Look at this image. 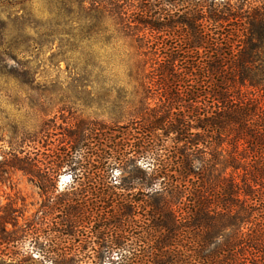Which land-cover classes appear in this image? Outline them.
<instances>
[{"label":"trees","instance_id":"16d2710c","mask_svg":"<svg viewBox=\"0 0 264 264\" xmlns=\"http://www.w3.org/2000/svg\"><path fill=\"white\" fill-rule=\"evenodd\" d=\"M235 1H50L87 38L82 49L129 52L123 76L89 75L93 89L155 87L182 113L162 103L146 111L149 97L135 108L106 101L103 115L121 131L82 122L54 141L43 106L31 107V126L13 115L0 136V178L20 174L46 205L22 227L3 211L0 245L31 236L40 264H264V2ZM59 17L48 12L45 23ZM5 68L0 79L33 80L25 67ZM85 81L74 79L80 89ZM62 171L79 191L51 201Z\"/></svg>","mask_w":264,"mask_h":264},{"label":"rangeland","instance_id":"374dc122","mask_svg":"<svg viewBox=\"0 0 264 264\" xmlns=\"http://www.w3.org/2000/svg\"><path fill=\"white\" fill-rule=\"evenodd\" d=\"M50 1L0 0V13L4 15L1 17L3 21L0 20V70L5 64V71L9 67L18 69L25 67L33 74V80L27 87H21L12 80L0 79V136L5 137L10 133V119L13 115H17V120L27 121L31 126L37 117L30 109L37 105L43 106L45 114L41 118L46 125L58 127V130L49 131L51 140L54 141L61 138V129H70L82 122L85 125L101 123L110 130L121 131L120 128L112 126L110 120L103 115L108 107L106 101H118L120 106L135 108L140 107L145 98L149 97L147 103L143 104L146 105V111L162 103L160 101H163V98L159 100L160 90L155 87L150 92L141 89L132 91L128 88L119 93L109 94L93 89L89 84V75L101 72L103 75L123 76L126 72L123 64L130 60L129 52L124 50L111 53L108 49L97 51L94 49V53H90L87 49H82V46L88 45L87 38L79 35L78 30L74 28L77 25L73 27L68 22L69 18L63 4L59 5V2L52 4ZM251 1L253 5L264 2ZM232 2L236 5L241 4L240 1ZM58 11L60 17L57 22L46 24V14ZM6 16L8 18H4ZM24 25L26 28L22 29ZM52 39H55V42L50 50L45 44ZM105 39L98 38L100 41ZM62 45H71L70 49L75 52L67 54L66 57H53L52 52H56L58 48L61 50ZM85 65L91 67L98 65L99 69L92 71ZM77 75L86 79V86L82 89L75 86L74 79ZM165 108L170 115L177 116L182 113V107L177 103L168 104L165 101L163 109ZM129 125V122L124 124L125 130L138 128ZM57 144L59 145L58 142L54 143L55 146ZM113 176L119 178L120 172L115 170ZM69 184V174L62 171L57 178L55 189L50 190L51 201L60 194L76 192L69 189ZM78 191L77 189L76 193ZM44 205L46 200L41 192L20 174L12 173L0 178V215L3 211H15L12 215L16 218L18 227L24 226L35 214L42 211ZM5 228L7 233L12 230L10 225ZM1 235L0 233V238ZM32 240L33 238L29 236L15 247L0 245V264H40ZM21 260L23 261L20 262Z\"/></svg>","mask_w":264,"mask_h":264}]
</instances>
